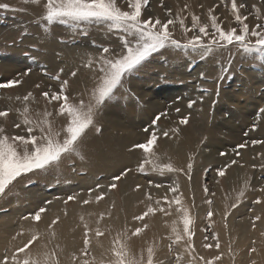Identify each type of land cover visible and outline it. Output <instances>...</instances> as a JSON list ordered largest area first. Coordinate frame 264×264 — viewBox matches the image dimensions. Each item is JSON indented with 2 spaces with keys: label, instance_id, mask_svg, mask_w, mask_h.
Segmentation results:
<instances>
[{
  "label": "rangeland",
  "instance_id": "rangeland-1",
  "mask_svg": "<svg viewBox=\"0 0 264 264\" xmlns=\"http://www.w3.org/2000/svg\"><path fill=\"white\" fill-rule=\"evenodd\" d=\"M46 2L47 0H40L37 4L25 2V0H0V3L10 5L8 9H0V64L3 61L12 60L17 65L11 67L13 71H10L8 66L1 68L0 83L16 79L21 81L20 84L10 88H0V111L8 112L6 117H0V127H3L4 134L10 137L27 135V126L23 124L21 115L24 102L21 100L16 104L19 107L18 110L21 111L14 110L10 105L4 103L2 92L15 93L16 90L23 87L25 79L33 78L32 85L25 91V95L28 92L33 93V98L28 101L27 105L29 117L43 118L42 114L45 111L52 113L48 119L54 128L59 130L66 122L65 117L59 114L61 102H49V99L43 96V92L49 91L50 94L57 92L63 82L67 81L65 94L68 95L69 102L79 103L80 100H83L88 103L100 76L98 61L102 53V46L113 50L108 54L111 56H118L122 51L123 39L126 34L122 29L114 27L111 22L89 21L64 24L55 21L47 26L48 30L46 31V22L42 21ZM237 3L246 5L241 9V14L248 17L245 22L249 24L250 28L254 27L256 23L264 22L257 17L256 13V9H259L260 15L264 17V0H237ZM118 6L123 10H129L127 0H118ZM209 9L212 10L211 14L217 17L218 22L225 30L236 27L239 32V26L232 14L231 0H149V3L142 9V17L146 19L151 16L159 18L162 22L170 18L176 20L175 26H169L170 31H172L174 39L184 43L193 35L198 34V30L185 33L179 25L176 14L179 13L184 18L185 26L191 28L193 14L200 17L201 24L208 23L210 25ZM169 10L172 15H169ZM211 32L212 29L209 27V33ZM41 35L57 40L60 49L54 52L58 56V61L55 62L62 64L61 66H69V72L61 71L63 67L60 69L57 66L53 67L52 63L39 57L48 51L46 47L42 48L38 43L37 39ZM202 38L207 42L208 37ZM43 40L41 39L40 42H45ZM74 48L77 49L76 53L73 51ZM259 55L258 53L247 55L235 44L216 48L210 53L168 45L153 53L134 71L124 76L122 87L115 92L111 100H107L100 107L104 113L100 116L95 114L94 123L89 127L91 134L101 136L106 132L115 137L120 136L122 139L126 131L121 130L119 133V128L113 129L111 126L107 129L106 119L112 121L113 115L117 114L116 117H118L120 113L121 121L123 119L124 121H134L137 124L138 130L136 131L146 135V138L140 143L126 146L125 149L130 154L138 152L141 155L140 160L130 164V167H121L115 171L116 175L112 177L108 175L110 177L108 179L102 169L97 171L101 172L99 175L97 173L93 175V179L98 182L106 180L108 183L101 182L89 189L84 188V185L75 187L74 184L79 183V180H74L73 175L83 177L87 173L86 167L78 165L79 161L86 159L83 154L89 148L87 144L80 145L81 140L87 136L88 128L79 141V155L75 153L64 155L58 164L47 170L22 174L6 188L3 194H0V219L3 214L21 208L24 210L16 216L20 221L38 223L48 216L49 228L59 232L60 242L63 246L58 249L52 248L49 252H56L60 264H82L83 259H89L90 264H99L102 260L106 264L111 256V248L118 233H126L127 239L123 242L127 244L128 249L137 255L143 251L145 258L147 248L150 245L154 246L156 264H177V255L182 257V264L193 261V257L195 258L193 264H207L208 261H212V264H264V233H260L259 238L251 236L252 232L259 230L264 218V115L259 114V110L264 109V60L255 58ZM90 59L91 65H89ZM207 63H213L210 64L209 69H214L216 72L212 75L207 73V67L210 66H207ZM29 69H31L30 72ZM73 72L76 74L72 75ZM80 73L86 75L83 82L78 84L74 79ZM56 76L60 78L55 79ZM195 87H197V94L192 95L189 90ZM147 90L154 91L159 97V103L165 106L160 112H152L149 113L150 115L137 109L135 111L139 116L132 115V117H136L133 119L127 109L131 108V114H133L134 105L146 107L147 102L153 97L152 92H146ZM249 91H251L252 98H249ZM198 92L201 94L198 95ZM230 94L234 95L236 100L227 99L226 96ZM171 95L175 98L169 97ZM190 99L196 101L191 108L188 107ZM176 109L180 111L177 112ZM236 110L254 111V114L250 116L252 123L241 133L242 135L237 141L230 142L231 145H227L224 147L225 149L218 148L219 152H215L214 145L225 138L224 134L219 137V134L214 133L213 130L215 127L221 130L222 119H232V114ZM160 113H166V115L161 116L153 125V120ZM185 117L187 122L180 123L181 119ZM16 124H20V127L17 128ZM201 124H204L202 126L204 130H197ZM182 127L187 129V140L190 141V145L186 143L183 147L181 139L172 130ZM122 129L124 128L122 127ZM210 129L212 130L211 134L209 133ZM153 130L158 135L153 146V151L159 157V160L154 162L155 165L162 166L170 163L183 171L153 170L154 163L148 153L134 147V145L145 143ZM223 131L226 133V129ZM164 132H167L168 135L164 136ZM35 134L39 135L38 130L35 131ZM252 141L261 143L253 144ZM174 145L176 147L172 149ZM239 145L245 146L240 148ZM73 155L75 156L73 157ZM146 158L149 159V163L145 164ZM189 163L192 164L190 172L187 168ZM141 164H144L143 171L140 169ZM218 170L223 171L224 174L220 175ZM68 173L70 174L69 178L67 177ZM115 176H120V179L114 180ZM130 176H132V183H128V193L140 192L142 195L133 210L129 206H125V197L120 192L121 182L127 181L126 179ZM113 183L116 185L115 188L110 187ZM134 183L137 184L133 185ZM98 185L99 187H97ZM176 185H179L178 194L181 195L182 205L188 209L189 216L193 220L190 225V229L194 233L191 238V249L185 243L187 236H185V241L174 242L172 222L179 221L178 229L181 233L183 230V223L179 220L181 213L177 211L178 206L173 203L169 208L168 203L174 195L169 189ZM55 187L61 190L53 198H50ZM205 187L207 191H205ZM33 188H39L43 194L44 191L47 192L44 196L39 197L41 205L33 206V209L27 210L26 208L31 206V199L25 198L24 191ZM242 190L243 195L241 196ZM59 194L63 195L62 198L59 197ZM70 195L74 199L68 201L67 198ZM97 196H101V199L97 200ZM165 196L168 197V200L164 199ZM52 199L61 200L65 207H76L77 212L73 215L58 212L51 214L48 206ZM257 200L260 202L257 203ZM84 201L89 202L85 204ZM208 201H211V204ZM221 202L223 215L218 214L216 209L217 203L220 205ZM233 204L236 206L232 207ZM149 206L156 211L144 216L142 220L135 219L147 212ZM161 207L170 214L165 215L163 211L159 210ZM40 208H45V212L41 213L40 220H33L32 215ZM209 211L213 213L211 217L207 215ZM26 216L28 219H25ZM256 217H260V219L257 220ZM53 220H56L55 224L52 223ZM231 220L249 222L248 239L241 238L238 242L233 241ZM59 225L61 227L64 225L69 234L73 235L74 233L75 244L70 253L64 254L65 248L68 249L69 246L65 244V229L62 231ZM19 228L18 226L15 234L10 235L22 236L26 234L24 229L17 231ZM136 228H141L142 231L133 235ZM97 229L101 233L99 236L96 235ZM86 231L90 241L87 256L82 252ZM39 238L41 239L38 234L37 240L29 245L30 250L35 247ZM217 240L220 244L219 248L215 246ZM205 244H209L211 247L206 248ZM22 246L23 244L19 247ZM17 248L14 247L13 250L4 248L0 258L3 255L8 256L9 264H11V256ZM16 254L21 258L23 256L21 253ZM74 255L75 259H73ZM215 256H220V260H213ZM93 257H95L94 261Z\"/></svg>",
  "mask_w": 264,
  "mask_h": 264
},
{
  "label": "snow or ice",
  "instance_id": "snow-or-ice-1",
  "mask_svg": "<svg viewBox=\"0 0 264 264\" xmlns=\"http://www.w3.org/2000/svg\"><path fill=\"white\" fill-rule=\"evenodd\" d=\"M25 2L39 3L40 0H25ZM149 3V0H127V7L129 10H123L118 6V0H47L45 5V13L42 17V21L46 22L45 30L47 26L51 25L55 21H59L64 24L69 22L81 23V22H111V24L119 29H122L126 34L123 39L122 51L118 56H111L113 50L106 46H102V53L98 61L100 76L98 77L97 84L94 87L88 103L80 100L79 103L69 102L68 95L65 94V85L67 81H64L60 86L59 91L52 92L44 91L43 96L51 101H58L60 103L59 114L65 117V124L61 129L54 128L52 122L48 119L52 113L45 111L42 114L43 118L39 116L37 118L29 117L28 101L33 98V93L28 92L27 95L22 97L24 107L21 110L23 116V124L26 127L27 135L8 136L4 134V128L0 127V194H3L6 188L15 181L22 174L32 173L36 170L44 171L58 164L64 155L79 154V141L88 129L94 123V117L98 109L107 101L111 100L115 92L122 87L123 78L127 73L134 71L138 66L142 64L153 53L171 45L175 48H190L193 51L200 52H212L216 48L226 47L230 45H236L245 54L251 55L254 53L260 54L255 57L258 60H264V22L256 23L254 27L250 28L249 24L245 21L248 17L241 14V9L245 8L244 3H237V0H231V10L237 25L239 26V32L236 27H230L225 30L215 15H212V10L209 9L208 23H200V17L196 15L191 16L192 25L191 28L185 26L184 18L179 13L176 14L179 20L180 27L185 33L189 31H197L198 34L193 35L187 39L184 43L173 38V33L170 31L169 26H175L176 20L167 19L162 22L159 18L142 17V9ZM10 7L7 3H0V9H8ZM187 7V5H185ZM255 8V5H253ZM257 17L264 20V17L260 15V10L256 9ZM169 15H172L169 10ZM209 27L212 32L209 33ZM202 37H208L207 42ZM252 38H255L254 40ZM92 61L89 60V65ZM29 72L31 69L28 70ZM61 71H63L61 69ZM27 74V73H25ZM76 73L73 72L72 75ZM59 79V76L54 77ZM19 79L11 80L6 83H0V88H10L14 85L20 84ZM39 87V85H37ZM206 91V90H205ZM17 99H21L17 97ZM203 99V97H201ZM195 100H189L188 107L191 108L195 104ZM179 112V109H176ZM259 114L264 115V109L259 110ZM7 111H0V117H6ZM166 113L158 114L153 120V125L160 119L161 116ZM187 118H182L180 123H186ZM17 128L20 124L15 125ZM39 132V135L35 134V131ZM147 132L148 129L146 128ZM164 136L168 133L164 132ZM158 135L155 130L152 131L151 136L145 143L134 145L135 148L142 149L145 153H148L151 161L154 163L159 160V157L153 151L154 143L157 141ZM253 144L261 143L260 141H252ZM245 145H239L243 148ZM224 155V153H221ZM144 163H149V159L146 158ZM235 163V161H232ZM188 171L192 169V164L189 163ZM141 171L144 170V164L140 165ZM153 170L156 171H169L179 172L183 169L175 168L172 164H165L162 166L155 165ZM220 175H223V171L218 170ZM114 180L118 181L120 176H115ZM99 187V185L97 186ZM111 188H115V183L110 185ZM139 187V186H138ZM159 187V185H157ZM91 191V190H90ZM172 192L173 199L168 201L169 208L175 203L178 208L177 211L181 213L179 220L183 223L182 233L178 229V222L174 220L172 222V233L174 234V242L179 243L187 240L186 245L191 249V238L194 233L190 229V225L193 220L189 216L188 209L182 205L181 195L179 192V185L169 189ZM205 191L207 188L205 187ZM240 195H243V190ZM68 201L74 199L73 196H68ZM97 200L101 199V196L96 197ZM168 200V197H164ZM67 202V201H66ZM89 201H84L87 204ZM260 201L257 200V203ZM50 203V202H48ZM159 203V201H157ZM211 204V201H208ZM236 205L233 204L232 207ZM45 208H40L32 215L33 220H40L41 213L45 212ZM163 211L165 215H169L168 211H165L163 207L159 209ZM156 211L149 206L148 211L142 216L135 217L137 220H142L144 216ZM31 215V214H30ZM209 217L213 215L211 211L207 213ZM25 219H28L26 216ZM57 219H59L57 217ZM257 220L260 217H256ZM53 224L56 220L52 221ZM255 226V225H253ZM147 227V225H145ZM142 231L141 228H136L133 235H137ZM96 235H101L99 229L96 231ZM38 238V233L33 234L27 243L22 247L16 249V252L11 256V264H60V260L55 251H44L33 254L29 249V245L33 244ZM126 233H118L116 239L113 242L111 248V256L108 258L106 264H156L154 256L156 249L150 245L147 248V256L145 258L143 251L139 255L132 253L124 240H126ZM90 241L88 239V233L85 232L84 249L82 250L85 256L88 255V245ZM216 248L220 247L217 240ZM46 247V246H45ZM204 247H211L209 244H205ZM26 249H29L26 251ZM255 251V249H252ZM16 253L23 254L22 258ZM75 259V255L73 256ZM193 257V261H194ZM203 259V258H201ZM95 260V257L92 258ZM215 261L220 260V256L213 258ZM193 261H188L187 264H193ZM0 264H9V257L4 256L0 260ZM82 264H90L89 259H83ZM99 264H105L102 260ZM177 264H182V257L177 255ZM207 264H212V261H208Z\"/></svg>",
  "mask_w": 264,
  "mask_h": 264
},
{
  "label": "bare ground",
  "instance_id": "bare-ground-1",
  "mask_svg": "<svg viewBox=\"0 0 264 264\" xmlns=\"http://www.w3.org/2000/svg\"><path fill=\"white\" fill-rule=\"evenodd\" d=\"M207 4H209V3H207ZM29 14H31V13H29ZM167 18H170V17H167ZM39 37L40 38L37 39V40H39L38 43L41 44L42 48L46 47V49L48 50L46 54L44 53L45 55H39V57H41V59H44L46 62L52 63L53 67L57 66L59 69L61 67H63L62 70H67L66 72H69L70 71V70L68 71L69 66H61L62 64H60L58 62L57 63L55 62V61H58L57 60L58 56H56L54 54V52H56L57 49H60V46L58 45L57 40L52 39V38L48 39L47 37H45L43 35H41ZM41 39H44L43 41H45V42L41 43L40 42ZM73 51H74V53H76L77 49L74 48ZM64 54H66V53H64ZM35 55H36V53H35ZM69 57H71V56L69 55ZM11 61L12 60L3 61L2 62L3 65L0 64L1 65L0 70H2L1 68H4L5 66H8V67H10L9 70L13 71V69H11V67L17 66V65H15V63H14L15 61H12V62ZM210 64L212 65L213 63H207V66H209ZM211 65L209 67H207L208 70H207V68H205V70H207V73H209L210 75H212V73L216 72L214 69H209L211 67ZM85 75L86 74H84V73H83V75H82V73H80L74 79V81L76 83H78V84H81L83 82V80H84ZM32 80H33V78L25 79L23 87L19 88L18 91L16 90L15 93L2 92L1 95H3V97H4V103H7L8 105H10L12 107V109L18 110L19 107L16 104L19 101L22 100L23 96H25V93H26L25 91L30 87V85H32ZM142 82L144 83L145 81H142ZM183 90H185V89H183ZM189 91L191 92L192 95L193 94L195 95V94H197V87H195L194 89L191 88ZM146 92H152V94H153L152 96L153 97L151 98L150 101L147 102L146 107H144V106L140 107L138 105H134L133 114H131V112H132L131 108L127 109V110L130 111L129 113H130L131 117H132V115H137L136 117L139 116L136 113V111H135L137 109H139L140 111L146 112V114H149V113H152V112L157 113V112H160L161 110H163V107L165 105L164 104L161 105L159 103V99H158L159 97L156 95V93L154 91H152V90H147ZM250 92L251 91L248 92L249 98H252ZM176 93H178V92H176ZM183 94H185V93H183ZM200 94L198 92V95H200ZM178 95H179V93H178ZM176 96H177V94H176ZM17 97H20L21 99L18 100ZM169 97H172V95L169 96ZM226 97H227V99H230L231 101L235 99L234 95H232V94H230L229 96L227 95ZM173 98H175V97H172V99ZM184 99H186V98L184 97ZM102 113H104L103 109L100 110V108H99L97 113H96V116H100ZM106 113L108 115V110L106 111ZM116 113H119V112H116ZM253 114H254V111L252 112L251 110H250V112L248 110H244V111H237L236 110L232 114V119L231 118L229 120L222 119V123H220V125H222L223 129H226V133H223L224 131H223L222 128H221V130H219L216 127L214 128L215 130H213V132L219 134L218 135L219 137L223 136V134H224L223 137L225 139L219 140L218 143L214 145L215 152H219V149H221V148L225 149L224 147H226L227 145H231L230 142L237 141L240 138V136L242 135L241 133L243 131H245L246 128L249 125H251L252 121L250 119V116L253 115ZM109 116H111V115H109ZM116 116H117V114H116ZM116 116L113 115V117H112V121L113 122L112 121H108V119H106V126H108L106 128L108 129L111 126V128L113 127V129H115L117 127V128H119V130L118 129H116V130H118L119 133L121 132V130H125L126 133H125L124 138L121 139L120 136L119 137L118 136L115 137L114 135H111L110 133L108 134L106 132H104L101 136L100 135L99 136L98 135H94L93 133L92 134L90 133L91 130L89 128L87 130V132H86L87 136L84 137L81 140L80 145L81 144H84V145L87 144L89 146V148L83 154V157L84 158L86 157V159H84V160L82 159L81 161H79V165L78 166L83 165L84 167H86L87 173H86V176H83V177H80L78 175H73L74 180H79V183H75L74 184L75 187H76V185H84L85 186L84 188L89 189V188H93L94 186H96V184H101V182L108 183V181H106V180L98 182V180L93 179V175L95 173H97V175H99L101 172H97V171L102 169V170L105 171V173L107 175L106 178L108 179V178H110V177H108V175H110L111 177L116 175V174H114L115 171H117L121 167H128V166L130 167L131 166L130 164H134L135 162L140 160L141 155L138 154V152H133V153L130 154V153L126 152L125 148H126V146L128 147V146H131V145H133L135 143L142 142V140L146 138V135H144L140 131H136V130H138L136 128L137 124L134 121L133 122H130L129 120L124 121L123 118H122L123 120L121 121L120 117H122V116H120V113H119L120 117L119 116L116 117ZM136 117H132V118L136 119ZM143 118L145 119V117H143ZM232 120H234V121H232ZM165 124H167V123H165ZM144 125H146V124H144ZM174 126H175V124H174ZM200 126L201 127L197 128V130H204V128L202 127V126H204V124H201ZM122 127L124 129H122ZM172 130H173V133L177 134V136L181 139L182 147L185 146L186 143H187V145H190V141L187 140L188 131H187V129L185 127H182L181 129H178V130H176V129H172ZM112 132H114V131H112ZM209 133L210 134L212 133L211 129H210ZM140 134H141V136H140ZM219 137H218V139H221ZM175 147H176L175 145L172 146V149L175 148ZM90 148H91V150H90ZM78 153L80 154V152H78ZM74 156L75 155H73V157ZM80 158H82V157H80ZM61 164H64V163H61ZM82 171H84V170H82ZM69 176H70V174L68 173L67 177L69 178ZM126 180L127 181H122L121 182V184H120V192L125 197V199H124V202L126 204L125 206H129V208L131 210H133L135 208V206H136V202L140 198H142V195H141L140 192L136 193V194L128 193V186H129L128 183L129 184L132 183V176H130ZM136 184L137 183H134L133 185H136ZM39 188H37V189L33 188V189H28V190L24 191V193H26L25 194L26 195L25 198L27 200L31 199V203H30L31 206H30V208H26L27 210H31V209H33L32 208L33 206H38L39 204L40 205L42 204L41 198H39V197L41 195L44 196L45 192H47V191H44V194H43V192H41L39 190ZM53 190H54V192H51V194L49 193L50 194V198H53L54 195L57 194L61 189H59L58 187L57 188L55 187V188H53ZM62 196L63 195L59 194V197L62 198ZM32 201H34V202L32 203ZM101 206H103V205H101ZM48 208L50 209L51 214L53 212H58V213H63V214L64 213H68L69 215H73L75 212H77L76 207H74V206L73 207H65L62 204L61 200L57 201L55 199H52V201H51L50 205L48 206ZM216 209L218 211V214L223 215V213H222L223 212V204H222V202L220 203V205L217 203V208ZM22 210H24V209L21 208V209H17V210H11L10 211L11 213L3 214L2 218L0 219V255H1V251L4 248L7 247L9 250H11V249L13 250L14 247L17 248V247L21 246L22 244L27 243L28 239H30V237L33 234H36V233H38L40 235L41 239L39 238L38 241H37L38 244L36 243L37 246L35 245V247L31 249V252L33 254H35L37 252L49 251L52 248H57V249L58 248H63V246H62V244L60 242V234H59V232L57 230L56 231H52V229L49 228L50 221L48 219V216H45V219L40 220L38 223H32L30 221L24 222V221L18 220L17 217H16L17 215H19L21 213ZM66 219H68V217H66ZM231 222H232V224L230 225V227H231V237L233 238V241L238 242V241H240L241 238L243 240L249 238L248 235H249V232H250V230H249V225L250 224H249L248 221L238 222V221L231 220ZM18 226L20 228L17 231H19L21 229H24L26 231V234H24L22 236H20V235H18V236L10 235V234H15L16 229H17ZM59 227L61 228V230L65 229V234H64L65 244H67L69 246L68 249L65 248V253L64 254L70 253V252L73 251L74 244H75L74 233H73V235L69 234L68 233V229L64 228V225L62 227H61V225H59ZM62 231H60V233H62ZM260 233H264V218L262 220L261 225L259 226V230L255 231V232H252L251 236H252V238H254L256 236L259 238ZM263 239H264V237H263ZM46 244H48V245L46 246ZM3 257H4V255L1 256L0 259H2Z\"/></svg>",
  "mask_w": 264,
  "mask_h": 264
}]
</instances>
